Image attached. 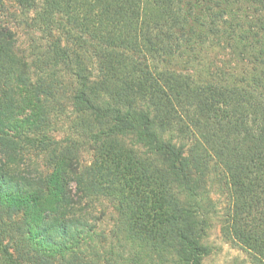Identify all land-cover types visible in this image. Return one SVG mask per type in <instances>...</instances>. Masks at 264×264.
<instances>
[{
    "label": "trees",
    "instance_id": "trees-1",
    "mask_svg": "<svg viewBox=\"0 0 264 264\" xmlns=\"http://www.w3.org/2000/svg\"><path fill=\"white\" fill-rule=\"evenodd\" d=\"M214 195L264 264V0H0V264H203Z\"/></svg>",
    "mask_w": 264,
    "mask_h": 264
},
{
    "label": "rangeland",
    "instance_id": "rangeland-1",
    "mask_svg": "<svg viewBox=\"0 0 264 264\" xmlns=\"http://www.w3.org/2000/svg\"><path fill=\"white\" fill-rule=\"evenodd\" d=\"M5 5L6 8L1 12L3 13L1 18L9 21L10 26L18 36V44L21 50H26V47L31 42V32L28 30L22 20L27 17H32L33 14L30 13L29 15H25L19 6L13 1H6ZM90 160V154L85 155L84 161L89 163ZM25 164H28L33 169L36 168L40 171L43 170L42 159L36 156H32L30 159H27ZM93 198L94 204L82 209L83 213H87H82V216L84 215L89 218L88 225L91 229L90 233H87L89 244L98 247L99 253H103L108 250L112 244L111 235L114 229L115 213L112 205L107 199L99 196H93ZM214 198L219 199L218 211L215 221L213 222V227L205 240V243L210 247L211 252L208 257L203 260V264H252L250 257L243 249L234 246L232 243L223 238L221 233L220 217L222 216L224 208L226 207L227 201L223 196L218 197L214 195ZM85 204L86 202L81 204V207H86ZM101 264H104L103 261Z\"/></svg>",
    "mask_w": 264,
    "mask_h": 264
}]
</instances>
